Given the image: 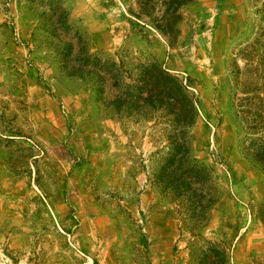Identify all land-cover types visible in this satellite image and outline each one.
<instances>
[{"label":"rangeland","instance_id":"1","mask_svg":"<svg viewBox=\"0 0 264 264\" xmlns=\"http://www.w3.org/2000/svg\"><path fill=\"white\" fill-rule=\"evenodd\" d=\"M259 142L264 0H0V264H264Z\"/></svg>","mask_w":264,"mask_h":264},{"label":"trees","instance_id":"2","mask_svg":"<svg viewBox=\"0 0 264 264\" xmlns=\"http://www.w3.org/2000/svg\"><path fill=\"white\" fill-rule=\"evenodd\" d=\"M170 4L173 5L177 3V0H169ZM176 6L172 12H175ZM173 82V88L176 92V97L174 99V104L176 107V116H177V123L179 125H182L181 127H184L185 124L183 123L184 116L189 114L193 108L192 102L183 94V87L178 83V80L176 78L168 77ZM140 94V96L137 97L138 101L143 102L144 104H147L149 99L145 95ZM183 118V119H182ZM246 155L253 161L255 164H257L262 171L264 172V142H259V144H254L253 147H245ZM248 151V152H247ZM259 216L261 219V222L264 226V202L261 204L259 208ZM210 252H214L215 254L219 255V258L221 259V262L224 263V256L219 251H215L214 247H210Z\"/></svg>","mask_w":264,"mask_h":264}]
</instances>
